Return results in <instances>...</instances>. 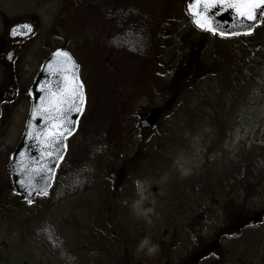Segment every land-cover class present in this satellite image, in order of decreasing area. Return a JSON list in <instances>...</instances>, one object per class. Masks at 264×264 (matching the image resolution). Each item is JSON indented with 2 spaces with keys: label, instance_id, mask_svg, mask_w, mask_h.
I'll list each match as a JSON object with an SVG mask.
<instances>
[{
  "label": "rangeland",
  "instance_id": "374dc122",
  "mask_svg": "<svg viewBox=\"0 0 264 264\" xmlns=\"http://www.w3.org/2000/svg\"><path fill=\"white\" fill-rule=\"evenodd\" d=\"M187 1L85 0L79 4L77 0H0L1 14L31 13L38 18V41H44L36 50L38 60L27 65L28 72L33 73L38 67L45 52V39L54 35L52 31L65 33L67 44L83 65L88 97L80 132L71 142L54 190L31 207L6 200L3 185L9 177V154L23 135L18 126L27 115L17 113L9 129L0 135V264H83L81 260L93 253L84 251L91 247L90 229L98 232L97 237L109 236L105 229H99L104 222L113 226L108 231L111 237L129 236V223L137 220L132 216L134 210L142 224L156 226L161 220L162 189L202 172L200 168L222 174L230 160L241 161L239 164L245 168L251 154L258 156L264 150L263 66L259 78L243 90L239 103L228 110L225 125L213 124L214 121L210 124V120L184 122L175 114H166L161 123L163 131L155 132L148 142L152 148L143 149L137 160L143 162L138 182L140 203L130 210L132 197L128 199L124 192L130 195V191L121 189L113 207L109 205L113 202L109 187L121 188L111 175V163L123 158L125 144L129 146L130 159L136 158L134 152L139 143L148 144L142 137L144 132L136 128L137 115L159 101L161 96L153 86H164L169 72L166 65L156 60L162 45L159 30L173 7L188 16ZM212 41L211 37L203 40L205 46H212ZM229 42L238 44L237 38ZM117 61L119 71L114 69ZM121 66L130 67L129 71ZM114 85L116 92L109 97L107 91ZM108 99L115 106L112 115L103 108ZM218 112L223 117L225 109L220 106ZM98 115L101 119H97ZM189 125L192 130L186 128ZM167 129L174 132L162 137L169 140L161 149L159 135ZM107 210L110 211L106 215Z\"/></svg>",
  "mask_w": 264,
  "mask_h": 264
},
{
  "label": "flooded vegetation",
  "instance_id": "af4514ba",
  "mask_svg": "<svg viewBox=\"0 0 264 264\" xmlns=\"http://www.w3.org/2000/svg\"><path fill=\"white\" fill-rule=\"evenodd\" d=\"M39 32L36 15L8 16L0 12V135L21 111L27 118L18 127L22 134L25 131L32 105L29 90L38 70L30 73L27 65L38 60L36 50L44 41H38ZM61 34L55 31L45 39L41 60L56 49L69 50V38ZM154 106L157 105H149ZM141 111L138 121L145 113ZM137 127L144 132L143 138L152 136L155 130L141 129L139 124ZM162 136H166L165 132ZM137 160L126 157L111 163V175L121 182L122 190L130 191V195L126 191L128 199L132 197L130 210L142 197L138 182L143 163ZM230 161L225 163L226 171L222 174L206 173L205 168H200L202 172L162 189L161 220L156 226L142 224L134 210L132 216L137 220L129 223V236L90 238L97 251L93 264H264V177L247 180L241 161ZM9 170L8 166L10 175L3 183L5 194H11ZM147 202L146 199L145 206ZM102 244L108 251L106 258H101ZM82 263L88 264L86 260Z\"/></svg>",
  "mask_w": 264,
  "mask_h": 264
},
{
  "label": "trees",
  "instance_id": "16d2710c",
  "mask_svg": "<svg viewBox=\"0 0 264 264\" xmlns=\"http://www.w3.org/2000/svg\"><path fill=\"white\" fill-rule=\"evenodd\" d=\"M182 14L179 7H173L159 30L158 40L162 45H159L156 60L160 65H166L169 72L165 85L153 86L154 92L161 96L159 102L165 115L175 114L184 122L186 119L194 123L210 120V124L214 121L213 124L225 125L228 110L239 103L243 90L259 78L263 69L264 25L252 36L238 37V44L233 46L229 40L198 31L190 17ZM210 37L212 46H205L203 40ZM219 47L226 53H222ZM183 104L186 105L181 108ZM220 106L225 109L223 117L219 116ZM186 128L192 130L193 127ZM248 160L245 165L247 180L264 175V150L258 156L251 154ZM112 191V197H115L118 189ZM5 199L24 203L12 195L5 196ZM105 226L102 222L99 229L107 230ZM109 226L113 229L112 225ZM90 232L91 237L98 236L96 230L90 229Z\"/></svg>",
  "mask_w": 264,
  "mask_h": 264
},
{
  "label": "water",
  "instance_id": "95a60500",
  "mask_svg": "<svg viewBox=\"0 0 264 264\" xmlns=\"http://www.w3.org/2000/svg\"><path fill=\"white\" fill-rule=\"evenodd\" d=\"M230 2L231 0H225V3L218 4L216 8L210 10L211 15L205 13L212 26L217 29L216 32L202 29L194 22V18H200L196 13L204 7L202 0L200 3L189 0L186 9L193 25L204 32L226 38L253 34L262 25L264 17L261 18V23L255 24L249 32L246 26L252 22L240 17L234 8H229ZM241 20L244 22L240 23ZM220 32L231 34L220 35ZM80 69L81 66L69 51L57 49L42 63L30 88L32 107L27 127L10 157L13 193L24 196L29 205L35 198L45 197L52 189L57 171L67 155L68 141L79 128L87 106L86 90L80 77ZM72 92L76 95H71ZM69 99L72 101L71 106L78 109L68 113V120L75 121L74 130H71L70 134H65L62 142L56 141L58 146L54 150L51 145L53 128L59 127L63 121L50 123L47 116H55L52 107L58 106L62 100ZM64 107L67 108L69 105L65 103ZM161 115L160 107L147 111L141 120L142 128L154 127ZM65 127L70 128L71 125Z\"/></svg>",
  "mask_w": 264,
  "mask_h": 264
},
{
  "label": "snow or ice",
  "instance_id": "6c2138e0",
  "mask_svg": "<svg viewBox=\"0 0 264 264\" xmlns=\"http://www.w3.org/2000/svg\"><path fill=\"white\" fill-rule=\"evenodd\" d=\"M196 3H200L201 0H195ZM204 7L201 11L196 13V16L200 17L199 19L194 18V22L202 29H207L212 32H216L217 29L212 26V23L208 20V18L205 16V13H208L211 15L210 10L216 8L218 4L225 3V0H202ZM190 8L192 5L190 4ZM229 8H234L235 12L244 19L251 21L252 23L247 25V31H251L252 27L255 26V24L261 23V18L264 17V0H231V2L228 4ZM244 21L241 20L240 23H243ZM26 28L30 29V26L25 25ZM220 35H230L231 33H225L220 32ZM59 51V50H58ZM79 87V85H77ZM71 95L75 96L76 93L72 92ZM67 103L69 107L65 108L64 105ZM72 105V101L69 99L67 101L62 100L58 106L52 107V112L56 113L55 116H47V119L49 122L53 121H63V123L56 128H53V135L51 136V145L53 149L58 146L56 144V141L63 140L65 134H70L71 130H74L75 121H69L68 120V113L74 109ZM38 107V106H37ZM35 114V113H34ZM65 125H71L70 128L65 127ZM62 158V157H61Z\"/></svg>",
  "mask_w": 264,
  "mask_h": 264
},
{
  "label": "bare ground",
  "instance_id": "6f19581e",
  "mask_svg": "<svg viewBox=\"0 0 264 264\" xmlns=\"http://www.w3.org/2000/svg\"><path fill=\"white\" fill-rule=\"evenodd\" d=\"M122 68L125 69L126 71H129L130 67H128V68L122 67ZM114 69L116 71H119V62L118 61L115 63ZM115 92H116V86L115 85L111 86L109 88V90L107 91L109 97L111 95H113ZM103 105H104V107H103L104 109H108L109 114H107V115H112V111H114V107H115L114 103L112 102V99L106 100ZM97 119H101L100 115H98ZM78 260H80V259H78Z\"/></svg>",
  "mask_w": 264,
  "mask_h": 264
}]
</instances>
